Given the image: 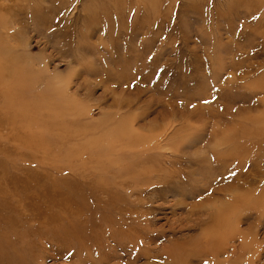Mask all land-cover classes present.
I'll use <instances>...</instances> for the list:
<instances>
[{
    "label": "rangeland",
    "instance_id": "374dc122",
    "mask_svg": "<svg viewBox=\"0 0 264 264\" xmlns=\"http://www.w3.org/2000/svg\"><path fill=\"white\" fill-rule=\"evenodd\" d=\"M154 1L0 0V207L31 264H264V0Z\"/></svg>",
    "mask_w": 264,
    "mask_h": 264
},
{
    "label": "bare ground",
    "instance_id": "6f19581e",
    "mask_svg": "<svg viewBox=\"0 0 264 264\" xmlns=\"http://www.w3.org/2000/svg\"><path fill=\"white\" fill-rule=\"evenodd\" d=\"M117 2H118V0H116ZM154 1V0H153ZM158 1V0H157ZM254 2H255V0H254ZM257 2V1H256ZM262 2L263 1H261L260 3L262 4ZM119 3H121V2H119ZM123 3V2H122ZM154 3H155V1H154ZM153 4V3H152ZM238 4H239V2H238ZM257 4V3H256ZM254 5V4H253ZM154 6V5H153ZM256 6V8L259 6H257V5H255ZM260 6H262V5H260ZM255 8V7H254ZM256 10V9H255ZM93 11V10H92ZM91 13V12H90ZM2 70V69H1ZM16 80V79H15ZM28 82L29 83H27L28 85L30 84V82H33V81H29L28 80ZM9 83H11V82H9ZM26 84V85H27ZM33 84V83H32ZM31 85V84H30ZM26 87V86H25ZM29 87V86H28ZM27 87V88H28ZM30 89V88H29ZM30 91V90H29ZM63 106V105H62ZM66 108H67V106H66ZM64 109H65V107H64ZM59 111V110H58ZM61 111V110H60ZM59 113V112H58ZM62 113V112H61ZM65 113V112H64ZM70 113H72V112H70ZM54 114V113H53ZM56 114V113H55ZM54 114V115H55ZM52 115V114H51ZM72 115V114H71ZM83 115V114H82ZM63 117V115H60V117ZM68 116V115H67ZM61 117V118H62ZM64 117H66V116H64ZM63 117V118H64ZM78 117V116H77ZM60 118V119H61ZM62 118V119H63ZM69 120V119H68ZM74 120H76V119H74ZM73 119L71 120V121H74ZM71 121L68 123V125H70V123H71ZM51 122H54V121H51ZM56 122V121H55ZM49 123V122H48ZM47 123V124H48ZM64 123V122H63ZM55 125H54V127L56 126V123H54ZM59 124V123H58ZM65 124H66V122H65ZM72 124H74V123H72ZM53 125V124H52ZM45 126V125H44ZM43 126V127H44ZM67 126V125H66ZM51 127V126H50ZM59 127V126H58ZM65 127V126H64ZM46 128V127H45ZM69 128V127H68ZM58 129V128H57ZM61 128L59 127V130H60ZM67 129V128H66ZM58 130V131H59ZM62 131H63V129H61ZM50 131V130H49ZM66 131V130H65ZM85 131V130H84ZM84 131H83V133H84ZM46 132V131H45ZM67 132V131H66ZM81 132V131H80ZM79 132V133H80ZM52 133V135H53V132H51ZM58 134H59V132H57ZM68 133H70V132H68ZM68 133H66V136L68 135ZM73 133V132H72ZM86 133V132H85ZM78 134V133H77ZM81 134V133H80ZM79 134V135H80ZM31 135V134H30ZM47 135H48V132H47ZM55 135V134H54ZM60 135V134H59ZM63 135H65V133L63 134ZM263 135H264V133H263ZM61 136V135H60ZM60 136H57V137H60ZM68 136H70V135H68ZM72 136H76V135H73L72 134ZM72 136H70V137H72ZM78 136V135H77ZM81 136V135H80ZM83 137H84V135H82ZM64 137V136H63ZM63 137H60V140H61V138L63 139ZM79 137V136H78ZM82 137V138H83ZM150 137V136H149ZM64 138H66V137H64ZM77 138V137H76ZM151 138V137H150ZM66 139H68V138H66ZM74 139H75V137H73V141H74ZM153 139V138H152ZM44 140V139H43ZM64 140V139H63ZM83 140V139H82ZM88 140V139H87ZM131 140V139H130ZM134 140H136V143H138V144H141L140 142H143L145 139L144 138H135ZM52 141H54V140H52ZM62 141V140H61ZM69 141H71V140H69ZM89 141V140H88ZM118 141V140H117ZM56 142V141H55ZM62 142H64V141H62ZM67 142V141H66ZM90 142V141H89ZM61 143V142H60ZM73 143V142H72ZM86 143V142H85ZM94 143V142H93ZM127 143V142H126ZM125 143V144H126ZM62 144V143H61ZM58 145V144H57ZM65 145V144H64ZM96 145V144H95ZM61 146V145H60ZM63 146V145H62ZM91 146V145H90ZM127 147H128V145H126ZM137 146V145H136ZM135 146V147H136ZM58 147V146H57ZM56 147V149H58ZM130 147V146H129ZM88 148V147H87ZM117 148V147H116ZM122 148H123V145H122ZM126 148V147H125ZM78 149H81V148H78ZM83 149V148H82ZM94 149V148H93ZM113 149V148H112ZM118 149V148H117ZM128 149H130V148H128ZM91 149H89V151H90ZM58 151V150H57ZM55 152L56 154L58 153V152ZM81 151V150H80ZM83 151H85V150H83ZM113 151V150H112ZM115 151V150H114ZM113 151V152H114ZM117 151V150H116ZM128 151V150H127ZM48 152V151H47ZM63 152H64V150H63ZM140 152H141V150H140ZM72 153V152H71ZM83 153V152H82ZM125 153V152H124ZM135 153V152H134ZM48 154V153H47ZM53 154V153H52ZM55 154V156H57ZM60 154V153H59ZM139 154V153H138ZM7 155H9V154H7ZM45 155V154H44ZM49 155V154H48ZM61 155V154H60ZM86 155V154H85ZM52 156H54V155H52ZM46 157H48L47 155H46ZM51 157V156H50ZM141 157V156H140ZM49 158V157H48ZM81 158V157H80ZM88 158V157H87ZM86 158V159H87ZM95 158V157H94ZM58 158L56 157L55 158V161L57 162L58 160H57ZM83 159V158H82ZM84 159H85V157H84ZM49 160V159H48ZM47 160V161H48ZM54 160V159H53ZM79 160V159H78ZM98 160V159H97ZM148 160V159H147ZM52 161V160H51ZM63 161V160H62ZM88 161H89V159H88ZM99 161V160H98ZM150 161V160H149ZM59 162V161H58ZM61 162V161H60ZM84 162V161H83ZM86 162V161H85ZM45 163H46V161H45ZM48 163H50V161H48ZM65 163H67V162H65ZM91 163H93V162H91ZM109 163V162H108ZM146 163V162H145ZM95 164V163H94ZM151 165H152V167H153V164L152 163H150ZM56 165V164H55ZM114 165V164H113ZM143 165V164H142ZM150 165V166H151ZM62 166V165H61ZM69 166V165H68ZM67 166V167H68ZM100 166V165H99ZM53 167H55V169H56V167H57V169H59V167L58 166H53ZM146 167V166H145ZM147 167H148V165H147ZM146 167V168H147ZM151 168V167H150ZM107 169V168H106ZM141 169H144V168H141ZM148 169V168H147ZM146 169V170H147ZM60 170V169H59ZM150 170V169H149ZM154 171H155V169H153ZM120 171V170H119ZM129 171V170H128ZM137 171V170H136ZM136 171H135V173L134 174H136ZM141 171V170H140ZM145 171V170H144ZM152 171V170H151ZM132 172V170L130 171V173ZM143 172V171H142ZM85 174H86V172H84ZM108 173V172H107ZM145 173V172H144ZM112 174V173H111ZM133 174V175H134ZM143 174V173H142ZM126 175V174H125ZM133 175H131L132 177H134ZM139 175H141V174H139ZM114 176H116L115 174H114ZM129 176H130V174H129ZM131 176L129 177V178H131ZM136 176V175H135ZM143 176V175H142ZM103 178H106V177H104V176H102ZM128 177V176H127ZM101 178V177H100ZM128 178V179H129ZM135 178V177H134ZM140 178H142V177H140ZM98 179V178H97ZM126 179V178H125ZM9 180H11V179H9ZM98 180H100V179H98ZM97 180V181H98ZM103 180V179H102ZM21 181H23V180H21ZM27 181H29V180H27ZM101 181V180H100ZM99 181V182H100ZM123 181V180H122ZM30 182V181H29ZM43 182V181H42ZM103 182V181H102ZM101 182V183H102ZM109 183V182H108ZM117 183H118V181H117ZM4 185V184H3ZM120 185H121V183H120ZM123 185H125V184H123ZM101 186H102V184H101ZM118 186V185H117ZM126 186V185H125ZM95 187V186H94ZM104 187V186H103ZM102 187V188H103ZM100 188V187H99ZM105 188H106V186H105ZM8 189V188H7ZM95 189V188H94ZM118 189H119V187H118ZM9 190V189H8ZM98 190V189H97ZM102 190V189H101ZM15 192H16V190H15ZM19 192V191H18ZM92 191H90V193H91ZM99 192V191H98ZM108 192V191H107ZM1 193V192H0ZM89 193V194H90ZM112 193H114V196H115V188H114V192L112 191ZM19 193H17V196H19L18 195ZM118 194H120V193H118ZM117 194V195H118ZM91 195V194H90ZM98 195V194H97ZM103 195V194H102ZM5 196V195H4ZM21 196V195H20ZM92 197H93V195H91ZM112 196V195H111ZM113 196V197H114ZM119 197H120V195H118ZM106 197V196H105ZM117 197V196H116ZM95 198V197H94ZM109 198V197H108ZM118 198V197H117ZM122 198V197H121ZM10 199V198H9ZM21 199V198H20ZM24 199V198H23ZM44 199H46V198H44ZM119 199V198H118ZM18 200H19V198H18ZM94 200H96V199H94ZM113 199H110V201L108 202V203H110L111 201H112ZM115 200V199H114ZM121 200V199H120ZM122 200H124V199H122ZM33 201H35V199L33 200ZM44 201H47V200H44ZM114 202V201H113ZM112 202V204H114ZM117 202V201H116ZM116 202H115V204H116ZM119 202V201H118ZM34 203V202H33ZM48 203V202H47ZM96 203V202H95ZM94 203V204H95ZM22 204H23V202H22ZM21 204V205H22ZM37 204V203H36ZM111 204V203H110ZM61 205V204H60ZM69 205H70V202H69ZM23 206V205H22ZM51 206V205H50ZM67 206V205H66ZM93 206V205H92ZM24 207H25V204H24ZM24 207H23V210L22 211H24L25 209H24ZM58 207V206H57ZM69 207V206H68ZM95 207V206H94ZM117 207H119L118 205H117ZM122 207V206H121ZM123 207H124V204H123ZM12 208V207H11ZM29 208V207H28ZM62 208V207H61ZM70 208H71V206H70ZM103 208V207H102ZM30 209V208H29ZM72 209V208H71ZM74 209V208H73ZM72 209V210H73ZM108 209V208H107ZM106 209V210H107ZM122 209V208H121ZM27 210V209H26ZM25 210V211H26ZM31 210V209H30ZM33 210V209H32ZM64 210V209H63ZM102 210V209H101ZM25 211H24V213H25ZM33 211H35V210H33ZM65 211V210H64ZM75 211V210H74ZM76 211H77V209H76ZM123 211V210H122ZM28 212V211H27ZM68 212V211H67ZM80 212V210H78V213ZM96 212H98V211H96ZM9 213V212H8ZM70 213V212H69ZM78 213H76V214H78ZM103 213V212H102ZM7 214V212L4 210V208H1L0 207V264H31V263H35L34 262V259H35V257H33V256H31L30 254H29V256H27L26 255V252H25V248L24 247H21V245L20 246H17V245H15V243H14V240H13V238H18L19 240H21V242H22V240H24V239H22L23 238V234H26L27 235V233L26 232H28V229H27V227L26 226H16L15 224H13V217L12 218H5L4 216ZM29 214V213H28ZM34 214H36L35 212L34 213H31V218L32 219H34L36 216L34 215ZM116 214V213H115ZM63 215L65 216L66 214H64V212H63ZM103 215H105V214H103ZM108 215V214H107ZM43 217V216H42ZM46 217V216H45ZM107 217H109V216H106V218ZM111 217V216H110ZM30 218V217H29ZM67 218V217H66ZM115 218V217H114ZM14 219H17V217L15 218L14 217ZM44 219H46V218H44ZM71 219V218H70ZM93 219L94 218H91L90 219V216H89V219H86L84 222H86V223H88L91 227L89 228V230H91V232H94V231H96L94 228H96V226L94 225V221H93ZM112 219H113V217H112ZM20 220V219H19ZM67 220V219H66ZM114 220V219H113ZM15 221V220H14ZM34 222H35V220H33ZM39 221V220H38ZM83 221V220H82ZM41 222V221H40ZM43 222V221H42ZM41 222V223H42ZM45 222H46V220H45ZM68 222V221H67ZM84 222H83V224H84ZM108 222V221H107ZM118 222V221H117ZM27 223H28V221H27ZM71 223V222H70ZM69 222H68V225L70 224ZM76 223V222H75ZM116 223V222H115ZM21 224H23V222H21ZM30 224H31V222H30ZM83 224H82V226H83ZM3 225H4V227H3ZM18 225V224H17ZM63 225H65V223H63ZM67 225V226H68ZM75 225H77V226H75L76 228H74V229H76V231H75V233L77 234L78 233V235H80V237H81V239L82 240H79L80 242H82V243H79V248L77 249V253L76 254H79V255H81V251L82 250H85L86 249V245H85V242H86V238L84 237L87 233L82 229V231H80L81 229H79V228H81V226L79 227V224H75ZM66 226V225H65ZM102 228V227H101ZM106 228V227H105ZM54 229H56V228H54ZM53 229V230H54ZM70 230V229H69ZM100 230V229H99ZM108 230V229H107ZM35 231V230H34ZM67 231V230H66ZM71 231H72V229H71ZM118 231H120V233H118V234H115L116 232H118ZM101 232H102V230H101ZM104 232H106V231H104ZM104 232H103V235H104ZM121 232H124V230L122 229V228H118V230H116V231H114V233H113V236H112V238L111 239H113L114 238V236H119V238H121V236H124V234H122ZM49 234V233H48ZM69 234H70V236H71V233L69 232ZM125 234H126V232H125ZM73 235V234H72ZM77 235V236H78ZM83 235V236H82ZM127 235V234H126ZM55 236V235H54ZM69 236V237H70ZM77 236H76V238H77ZM105 236V235H104ZM48 237V236H47ZM73 237H74V235H73ZM80 237H78V238H80ZM51 240V239H50ZM71 239H69V241H70ZM67 241V240H66ZM46 242V241H45ZM49 242V241H48ZM71 242V241H70ZM84 242V243H83ZM120 242V241H119ZM59 243L61 244V245H64V243L62 242V241H60V240H56V244L57 245H59ZM120 243H122V242H120ZM45 244V243H44ZM47 244V243H46ZM45 244V245H46ZM78 244V243H77ZM120 245H123V244H120ZM72 246V245H71ZM70 246V247H71ZM103 246V245H102ZM75 247V246H74ZM81 250V251H80ZM92 250V249H91ZM100 250V249H99ZM129 264H133L132 262H129Z\"/></svg>",
    "mask_w": 264,
    "mask_h": 264
}]
</instances>
